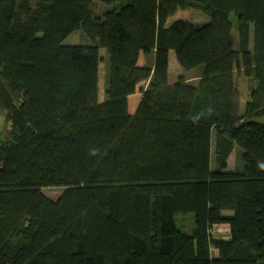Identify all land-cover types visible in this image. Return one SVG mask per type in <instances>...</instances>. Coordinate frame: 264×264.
<instances>
[{"label":"trees","instance_id":"1","mask_svg":"<svg viewBox=\"0 0 264 264\" xmlns=\"http://www.w3.org/2000/svg\"><path fill=\"white\" fill-rule=\"evenodd\" d=\"M195 8L210 21L177 16ZM79 28L92 43L63 44ZM171 50L196 83L171 77ZM0 110V264H264V0H0Z\"/></svg>","mask_w":264,"mask_h":264},{"label":"rangeland","instance_id":"2","mask_svg":"<svg viewBox=\"0 0 264 264\" xmlns=\"http://www.w3.org/2000/svg\"><path fill=\"white\" fill-rule=\"evenodd\" d=\"M111 7H112L111 5H108L102 1L100 3V8H99L100 15H104L107 10L111 9ZM177 16L189 19L190 21H192L194 23H206V22H209L211 19L209 14H207L206 12H204L201 9H196V8L195 9H189L188 12L179 13ZM231 18L233 19V21L234 20L236 21V19H237L234 13H232ZM235 41H238V40H235ZM252 42H253V33H252ZM90 43H92V40L90 38L86 37L82 28L74 30L63 42V44H70V45L90 44ZM100 54H101L102 61L100 63V68H99V86H100V88H99V95H100L99 100L101 102H104V101H106L105 91H106L108 62H107L106 50L101 49ZM172 56L174 58L173 59L174 62H173V60H172L171 64L169 62V66L171 65V67H170L171 77L173 79H175L180 74V75H184L189 80V82L196 83L198 81L199 75L201 74V71L198 69V67L201 68V66H197L196 69L194 68L193 70L186 71L180 66L179 62L177 61L175 52L172 54ZM145 64L146 65L147 64L152 65V63H148V62L144 63V57H141L139 65L144 66ZM243 80H244L243 81L244 87H243L242 92H241V97L243 98L244 101H246L247 99L249 100L251 85H253L254 82L245 76H244ZM147 84H148L147 81H144L142 83V87L147 86ZM135 103H136V99L132 98L131 105H130V112L135 111V108H134ZM243 107H244V109H243ZM243 107L241 104V111H245V103H244ZM256 119L258 121L264 123V115L258 116V117H256ZM10 129H11V124L7 120L5 112L0 110V140H3L7 137ZM234 150H235V152L233 153L234 161H238V165H239L241 163L240 153L242 154V149L238 145H236ZM214 157H215V131H213V135H212V167H215L214 166V159H215ZM43 191L47 196H49L53 199H57L61 195V193L63 192V187H52V186L44 187ZM175 221H176L178 227L183 232H185L186 234L192 235L194 233L196 223H195L194 214L192 212L176 213L175 214ZM226 228L227 227L225 225L217 226L215 228V231H214L216 238H221L222 236H225L227 234ZM214 255H216L215 252H214Z\"/></svg>","mask_w":264,"mask_h":264},{"label":"crops","instance_id":"3","mask_svg":"<svg viewBox=\"0 0 264 264\" xmlns=\"http://www.w3.org/2000/svg\"><path fill=\"white\" fill-rule=\"evenodd\" d=\"M232 22H233V24H235L236 23V21L234 20H232ZM236 32V33H235ZM232 38H233V47H234V49L235 50H238L239 49V35H238V32H237V28L235 27V25L233 26V30H232ZM238 40V41H235V40ZM253 46V42L251 41V47ZM175 51L174 50H171L170 51V64L172 63V60L174 59L173 58V56H172V54L174 53ZM141 57H144V63H146V62H148V63H152L153 64V59H149L148 60V58H146V56H145V54L143 53V52H141L140 53V59H139V63H140V60H141ZM178 61V60H177ZM173 62H174V60H173ZM181 66V65H180ZM169 67H171V65L169 66ZM243 79H244V77H243ZM242 79V87H241V92H242V89H243V87H244V80ZM140 96H141V94L140 93H136V94H133V95H131L130 96V101L132 100V98H134L135 99V97H136V105L138 104V102H139V100H140ZM248 102V99L246 100V101H244L243 100V98L241 97V104H242V107H243V105H244V103H245V108H246V103ZM243 109H244V107H243ZM242 112H244V111H242ZM235 152V150H233V152L230 154V156L228 157V160H227V168H226V171L227 172H234L235 170H236V168H238V161H234V156H233V153ZM241 154V153H240ZM226 213V215L227 216H231L232 214H233V212H231V211H226L225 212ZM226 226H227V224H226ZM228 227V226H227ZM228 229V233H229V227L227 228ZM214 251H216V255H215V257H217L218 256V249H214Z\"/></svg>","mask_w":264,"mask_h":264},{"label":"bare ground","instance_id":"4","mask_svg":"<svg viewBox=\"0 0 264 264\" xmlns=\"http://www.w3.org/2000/svg\"><path fill=\"white\" fill-rule=\"evenodd\" d=\"M233 19L231 18V21H232ZM71 34V33H70ZM69 36V35H68ZM67 38V37H66ZM65 38V39H66ZM64 39V40H65ZM233 40V39H232ZM64 42V41H63ZM66 45H70V44H66ZM234 48V47H233ZM101 49H104V48H101ZM169 69H170V67H169ZM170 72H171V70H170ZM180 75V74H179ZM184 76V75H183ZM187 79V78H186ZM187 81L189 82V80L187 79ZM143 83V82H142ZM147 83L149 84V80L147 81ZM191 83V82H190ZM148 84H147V86H148ZM147 86H143L144 87V89H146L147 88ZM141 87H142V84H141ZM241 87H242V84H241ZM99 88H100V86H99ZM137 94L138 93H140L141 95H142V92L141 91H137L136 92ZM136 93H134V94H136ZM106 94V93H105ZM131 95H133V94H131ZM131 95H129V97H128V100H129V111H130V105H131V101H130V96ZM100 96V95H99ZM140 98H141V96H140ZM135 99H136V97H135ZM100 101V100H99ZM101 102V101H100ZM139 102H140V100H139ZM139 102H138V104H139ZM138 104L136 105V104H134V108H135V111L134 112H130L131 114H134L135 112H136V109H137V107H138ZM136 106V107H135ZM240 106H241V94H240ZM242 112V111H241ZM243 113V112H242ZM211 155H212V153H211ZM215 158V157H214ZM211 161H212V156H211ZM214 166H215V159H214ZM226 171V170H225ZM226 212V211H225ZM177 224V223H176ZM226 224H227V226L229 227V233H228V227L226 226ZM222 225H225L227 228H226V232H227V234L225 235V236H222L221 238H216V236H215V233H214V231H215V228L217 227V226H222ZM178 226V225H177ZM211 235H212V237L215 239V240H230V238H231V228H230V224L229 223H221V224H217V225H215L213 228H212V230H211ZM214 249H217V248H213L212 249V256H214L215 257V255H214V252L216 253V251H214Z\"/></svg>","mask_w":264,"mask_h":264}]
</instances>
